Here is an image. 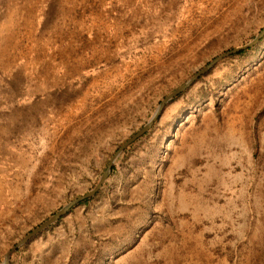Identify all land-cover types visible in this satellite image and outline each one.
<instances>
[{
	"label": "rangeland",
	"instance_id": "obj_1",
	"mask_svg": "<svg viewBox=\"0 0 264 264\" xmlns=\"http://www.w3.org/2000/svg\"><path fill=\"white\" fill-rule=\"evenodd\" d=\"M54 1L0 0V264L96 188L167 97L264 30V0H171V18L150 30L165 34L140 35L148 32L141 23L119 36L90 34V18L62 19ZM259 50L223 59L173 101L196 103L252 76ZM170 105L94 197L19 247L10 264H264V174L173 172L164 137L179 115Z\"/></svg>",
	"mask_w": 264,
	"mask_h": 264
},
{
	"label": "crops",
	"instance_id": "obj_2",
	"mask_svg": "<svg viewBox=\"0 0 264 264\" xmlns=\"http://www.w3.org/2000/svg\"><path fill=\"white\" fill-rule=\"evenodd\" d=\"M54 2L59 6L57 12L62 19L72 17L75 22L84 25L83 20L92 19L93 22L87 29L90 34L100 36L132 35L135 34L132 32L134 25L136 28L141 23H146L148 32L141 31L140 35H156L159 33L150 31L155 28L156 20L170 19L172 14L171 0ZM108 20H114L122 26L110 28L107 26ZM78 29L83 30L85 27ZM161 34L165 33L159 35ZM263 40L264 37L252 47H249L251 42L228 52L237 51L228 57L239 56L259 48L260 58L252 65L260 67L261 70L255 68L252 76L243 74L235 77L227 82L223 92L210 93L196 103L190 102L187 97L171 102L170 112L172 115H179V119L171 134L164 137V158H169L173 172L188 171L194 175V179L205 180H248L252 177L260 179L258 175L264 174ZM248 68L249 66H245V69Z\"/></svg>",
	"mask_w": 264,
	"mask_h": 264
},
{
	"label": "water",
	"instance_id": "obj_3",
	"mask_svg": "<svg viewBox=\"0 0 264 264\" xmlns=\"http://www.w3.org/2000/svg\"><path fill=\"white\" fill-rule=\"evenodd\" d=\"M264 37V30L259 34V36L252 42V44L249 47L254 46L255 44H257L262 38ZM237 51L228 53L224 56L219 57L218 59L214 60L209 66H207L204 70H202L200 73H198L194 78H192L188 83H186L184 86H182L181 88H179L178 90H176L174 93H172L169 97H167L162 104L160 105L156 115L154 116V118L151 120V122L144 127V129H142L138 134H136L132 139H130L121 149L120 151L112 158L110 165L107 169V171L104 173V175L102 176L98 186L91 191L89 194L79 198L78 200L70 203L68 206H66L60 213H58L56 216H54L53 218H51L49 221L45 222L41 227H39L38 229H36L35 231H33L32 233H30L28 236H26L16 247H14L11 251H9L6 255L5 261L3 264H10V259L11 256L13 255L14 252H16V250L25 245L26 243H28L31 239H33L34 237L38 236L43 230H45L46 228H48L51 224L59 221L63 216L67 215V213L74 207L76 206L78 203L85 201L86 199H90L92 197H94L97 192L101 189L102 185L104 184V182L106 181L107 177L109 176V174L112 171V167L115 163V161L117 160L118 156L132 143H134L136 140L140 139L141 137H143L147 132L150 131V129L153 127L154 123L157 121L158 117L161 115V113L166 109L167 105L170 104L175 98H177L179 95H181L183 92H185L189 87H191V85L196 82L200 77H202L203 75L207 74L210 70L213 69V67L218 63V61L222 60L223 58H226L234 53H236Z\"/></svg>",
	"mask_w": 264,
	"mask_h": 264
}]
</instances>
